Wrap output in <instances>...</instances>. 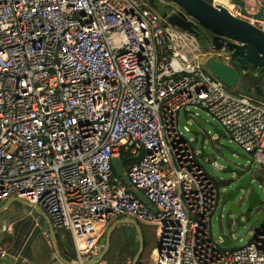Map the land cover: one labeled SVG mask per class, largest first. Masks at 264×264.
Here are the masks:
<instances>
[{
	"label": "built area",
	"instance_id": "1",
	"mask_svg": "<svg viewBox=\"0 0 264 264\" xmlns=\"http://www.w3.org/2000/svg\"><path fill=\"white\" fill-rule=\"evenodd\" d=\"M206 1L264 31V0ZM162 19L144 0H0V206L43 209L80 264L119 219L156 230L154 264H264V236L233 253L212 240L217 190L179 130L183 111L207 110L262 170L264 100L208 72L193 35ZM122 150L157 213L114 176Z\"/></svg>",
	"mask_w": 264,
	"mask_h": 264
},
{
	"label": "water",
	"instance_id": "2",
	"mask_svg": "<svg viewBox=\"0 0 264 264\" xmlns=\"http://www.w3.org/2000/svg\"><path fill=\"white\" fill-rule=\"evenodd\" d=\"M154 11L159 10V5L165 6L167 10L178 8L181 12L178 15L164 13L162 18L169 24L200 38L197 29H202L210 34L205 38L208 44L207 49L214 52H226L230 61L224 63L211 56L206 61V67L220 81L226 84L233 91L247 92L252 96L264 100V31L252 25L250 22L234 17L224 6H213L206 0H144ZM242 7V12L246 14L243 3H238ZM262 13L256 16L261 18ZM208 112L207 110H205ZM185 127L195 133L197 130L190 127L188 123ZM216 133L220 137L223 131L216 128ZM205 156V150L201 151ZM213 167L223 170L229 176L225 180H219L213 175L212 179L217 190L216 210L211 216V238L216 242L213 234V219L222 208L219 221L222 227L219 234L220 246L231 253L243 247L234 248L235 241L250 235V239L244 246L252 245L261 236H264V198L256 190L254 183H259L254 177V169L251 167H236L233 163L225 168L219 167L216 162ZM114 172L121 179L123 184L152 212L157 213V209L151 201L138 190L131 182L126 173L120 157L113 159ZM260 184V183H259ZM261 185V184H260ZM261 187V186H260ZM21 203L28 207H36L22 199H10L0 208V214L4 213L9 206ZM121 226H132L136 229L139 241V250L133 259V264H139L144 256L146 241L141 224L134 219H120L113 223L105 236L103 250L96 257L82 264H101L111 250V241L114 233ZM55 249L59 258L66 264H75L65 260L58 246L55 235L52 236ZM80 264V263H77Z\"/></svg>",
	"mask_w": 264,
	"mask_h": 264
},
{
	"label": "rangeland",
	"instance_id": "3",
	"mask_svg": "<svg viewBox=\"0 0 264 264\" xmlns=\"http://www.w3.org/2000/svg\"><path fill=\"white\" fill-rule=\"evenodd\" d=\"M159 15L162 18V15L161 14ZM162 22L164 25H170L176 29H179L178 27L169 24L168 21L165 19H162ZM193 37L195 38V41L199 46L200 52L202 54H205L202 55L200 58L201 63L205 67H206V61L209 57L215 56L219 58L218 54L226 53V52L211 51L210 49H207L208 46L207 43H204L201 39H198L195 36ZM206 70L210 72L207 67ZM235 92L252 96L247 92H240V91H235ZM186 123H188L190 127L196 129L197 131L195 133H191L185 127ZM217 127H219V129L223 131V134L220 137L217 135L215 131ZM179 130L182 133L183 137L192 143L197 153H200L202 150H205L206 157L201 158L202 164L205 166L208 172H210V174L213 175L215 178L219 180H225L229 175L225 174L223 170H218L215 167H213L212 163L214 162H216L219 167L225 168L228 164L233 163L234 166L239 168L251 167L255 171H259V168L255 167V164H253V159L251 155L247 154L237 143H235L232 140V138L229 136V134L222 128L219 122L214 117H212L208 112L202 109H194V108L188 111H183L179 119ZM260 174L264 180V169L263 171H261ZM254 185L256 187V190L264 198V187L261 186L259 183H254ZM30 209H31L30 207L24 204L15 203V205L10 207V209L6 213L0 215V226H2L3 223L8 224L12 222H24L23 224L28 223L27 221L29 220L27 219V215ZM222 212H223L222 208L219 207L213 219V234L216 242L219 241L218 239H219L220 229L222 227V222L219 221V217L221 216ZM31 228L33 231L36 230V236H38L39 227H36L34 229L32 226ZM143 230L147 238L148 246L145 249L142 261L143 264H154L152 261V255L154 248L158 243V236L156 230L152 227L143 225ZM105 236L100 245L101 246L100 252L103 250L105 245ZM249 239H250V235L245 237L243 241L237 240L234 242L233 247L234 248L244 247L249 241ZM51 244H52L51 246L53 247L52 242ZM42 251H44V247L42 248ZM111 251L115 252L121 257L122 264H133L134 257L128 254L127 251H125L124 249L120 247L113 249L111 248ZM53 258L54 259L57 258L56 253H53ZM72 263L77 264V261L75 260ZM101 264H112V263L110 262V260L105 259ZM113 264H118V262L115 261Z\"/></svg>",
	"mask_w": 264,
	"mask_h": 264
},
{
	"label": "crops",
	"instance_id": "4",
	"mask_svg": "<svg viewBox=\"0 0 264 264\" xmlns=\"http://www.w3.org/2000/svg\"><path fill=\"white\" fill-rule=\"evenodd\" d=\"M204 157H206V155L204 156L202 152H200V159ZM261 171H263V169L254 171V177L257 178ZM5 203L0 206V208L3 207ZM14 205L15 204L9 206L4 213ZM30 208L27 215V219L29 220L27 221L28 223L12 222L8 224L3 223L2 226H0V264H66L59 258L52 236L55 235L57 237L59 249L60 241L65 242V247L68 241H71L73 244V249H71V251L76 254L71 234L68 231L55 230L48 215L43 209L40 208L42 211H38L34 207ZM32 226L34 229L39 227L38 236H36V230H32ZM51 242L53 243V247L51 246ZM216 243L220 245L219 242ZM43 247L44 251H42ZM221 248L225 250V248ZM68 252L70 253V250ZM53 253L57 254L56 259L53 258ZM65 260L68 261L67 259ZM76 261L78 263V259Z\"/></svg>",
	"mask_w": 264,
	"mask_h": 264
},
{
	"label": "trees",
	"instance_id": "5",
	"mask_svg": "<svg viewBox=\"0 0 264 264\" xmlns=\"http://www.w3.org/2000/svg\"><path fill=\"white\" fill-rule=\"evenodd\" d=\"M120 158L122 160L124 169H125L126 173L128 174L130 171V168L137 162V159L134 158L129 152H126L124 150L121 151ZM114 176L116 178H119L115 172H114ZM257 180L259 181L260 184H264V180H263V177L261 176V174L257 177ZM141 226L143 228L142 224H141ZM143 232H144V230H143ZM144 237H145L146 247H147L148 243H147V238H146L145 233H144ZM59 245H60L62 255L65 259H67L70 262L77 260V256H76L75 252L71 251V249H73V244L71 241H68L66 247H65V242L60 241ZM118 247L124 249L125 251H127L128 254L135 257V255L137 254V252L139 250V241H138L136 229L134 227H132V226H121L117 229V231L114 233V235L112 237L111 248L113 249V248H118ZM69 250H70V253L68 252ZM106 259L110 260V262L112 264L115 261H117L118 264H122L121 263V257L112 251H110V253L106 257ZM139 264H143V261L141 260V262Z\"/></svg>",
	"mask_w": 264,
	"mask_h": 264
},
{
	"label": "flooded vegetation",
	"instance_id": "6",
	"mask_svg": "<svg viewBox=\"0 0 264 264\" xmlns=\"http://www.w3.org/2000/svg\"><path fill=\"white\" fill-rule=\"evenodd\" d=\"M156 12L161 15H163L164 13H168L169 15H178L181 11L176 7L171 10H167L165 6L159 5V10ZM197 31H198V34L200 35L199 39H201L204 43H206L205 38L210 37V34L202 29H197ZM261 186L264 187L263 184H261Z\"/></svg>",
	"mask_w": 264,
	"mask_h": 264
},
{
	"label": "bare ground",
	"instance_id": "7",
	"mask_svg": "<svg viewBox=\"0 0 264 264\" xmlns=\"http://www.w3.org/2000/svg\"><path fill=\"white\" fill-rule=\"evenodd\" d=\"M225 5H226V4H225ZM110 251H111V250H110ZM110 251H109V253H110ZM109 253L107 254V256L109 255ZM107 256H106V257H107ZM105 259H106V258H105Z\"/></svg>",
	"mask_w": 264,
	"mask_h": 264
}]
</instances>
